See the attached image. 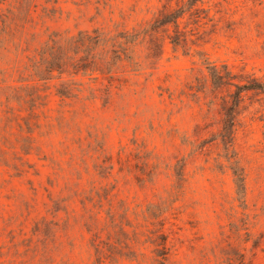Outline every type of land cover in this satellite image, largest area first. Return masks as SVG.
Returning a JSON list of instances; mask_svg holds the SVG:
<instances>
[{"label": "rangeland", "instance_id": "1", "mask_svg": "<svg viewBox=\"0 0 264 264\" xmlns=\"http://www.w3.org/2000/svg\"><path fill=\"white\" fill-rule=\"evenodd\" d=\"M84 29L107 39L101 61L135 33L110 86L71 68L36 80L48 34ZM207 62L264 81V0L0 2V264H264V89L240 90L225 148L221 103L195 87Z\"/></svg>", "mask_w": 264, "mask_h": 264}, {"label": "trees", "instance_id": "2", "mask_svg": "<svg viewBox=\"0 0 264 264\" xmlns=\"http://www.w3.org/2000/svg\"><path fill=\"white\" fill-rule=\"evenodd\" d=\"M3 0H0L2 2ZM55 1V0H54ZM193 4V3H192ZM177 12V13H176ZM183 12V8L179 7L173 11V18L167 21H173V25L177 26L179 24V17ZM3 21V20H1ZM175 30V34H176ZM118 36L123 38V40H117L110 43L109 50L111 51V59L106 61H101L102 57L96 56L95 48L100 45V49H104L106 40L100 33L96 31V29L88 30H79L77 33L71 36H62L60 33L53 31L48 34V38L44 42V44L40 47L39 50L36 51L34 56H32L29 60V66L34 69L36 80L40 79H50L53 77V72L57 71L58 76L61 75L67 70V68H71L70 75L71 79L76 77L77 75L85 76L86 74H92L94 71L100 75H105L108 78V86H110L111 82H113L114 74L111 73V69H108L109 64L112 62V59L115 57H120L119 50H125V47L122 46L123 43L131 41V37L135 36V33H130L128 31L118 33ZM175 43H179L178 37H174L172 39ZM129 57V54H126ZM209 63L207 67L208 76L203 80L202 83L195 84L196 90H201L204 92L205 96L208 97L206 103L207 108H212L217 105L218 100L221 103L222 108V117H221V125H219L217 136L220 137L222 143L226 146L232 145L234 140V129H235V120L237 116V112L235 107L239 105V101L241 99L240 90L241 89H251V88H261L264 89V81L254 80L246 83H241L235 81L231 76V72L226 69L225 66L217 65L216 63ZM47 72L50 76H45L43 73ZM96 79L97 76H94ZM73 83L80 82L76 80H72ZM227 83L235 86V90L232 92H228L226 95H221L217 92V87L220 84ZM68 86V85H67ZM80 90V88L78 89ZM57 92L61 96L73 95L74 93L71 89H57ZM233 173L235 175V181L240 186L242 183L244 184L245 176L239 170L233 168ZM157 248H155V252L157 256L165 258L167 255V235L163 232H160L157 235ZM96 251H102L103 245H100L97 242L95 245ZM109 250V245L107 246ZM159 262H163L159 260Z\"/></svg>", "mask_w": 264, "mask_h": 264}]
</instances>
